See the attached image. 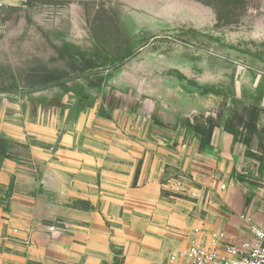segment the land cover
Returning a JSON list of instances; mask_svg holds the SVG:
<instances>
[{"label":"crops","instance_id":"obj_1","mask_svg":"<svg viewBox=\"0 0 264 264\" xmlns=\"http://www.w3.org/2000/svg\"><path fill=\"white\" fill-rule=\"evenodd\" d=\"M119 10L113 15L129 36ZM156 10H147L149 18ZM240 69V85L263 92L253 132L228 131L226 114L210 134L191 119L190 126L155 125L138 105L120 101L123 89L143 88L136 71L121 82L124 66L92 105L76 107L69 96L62 109L31 112L26 97L2 95L0 136L24 149L0 161V264H185L170 257L194 229L245 240L242 215L264 222V72ZM177 181L199 197L177 196Z\"/></svg>","mask_w":264,"mask_h":264},{"label":"rangeland","instance_id":"obj_2","mask_svg":"<svg viewBox=\"0 0 264 264\" xmlns=\"http://www.w3.org/2000/svg\"><path fill=\"white\" fill-rule=\"evenodd\" d=\"M127 2L9 0L0 7V86L9 85L12 77L18 84L0 94L24 92L26 72L38 63L50 70H69L70 55H97L96 67L107 75L130 52L123 63L128 74L121 82L130 83L136 71L134 82L143 88L130 95L123 89L127 97L119 96L122 104L138 105L155 125L190 126L191 119L205 133L226 114L233 131L240 133L232 111L239 113L258 93L240 85V68H251L252 75L264 72V0H130L131 7ZM134 5L139 9L132 12ZM153 5L157 10L149 18ZM170 6H177L176 14L168 13ZM114 9L125 18L129 36L121 31ZM176 73L186 81H179ZM187 81L214 86L222 95H202ZM177 110L183 118L178 115L174 123Z\"/></svg>","mask_w":264,"mask_h":264},{"label":"trees","instance_id":"obj_3","mask_svg":"<svg viewBox=\"0 0 264 264\" xmlns=\"http://www.w3.org/2000/svg\"><path fill=\"white\" fill-rule=\"evenodd\" d=\"M130 56V52L126 53L107 75H104V72H101L102 70L100 71L97 69L95 61L98 59L97 55L89 57H85L84 54L80 53L77 55H70L68 57L70 59L68 63L69 70H50L38 63L36 66L29 68L26 72V76L24 77V85L26 86L25 91L10 95L26 97L29 101L31 112L38 107L42 109H62L64 107L65 99L69 96L73 97L76 107H78L82 101H86L87 104L92 105L95 102L97 95L102 91L103 87H105L108 79H110L112 72L121 68L124 61L129 59ZM61 58H64V55L61 54ZM176 74L179 81H186L184 75L179 73ZM187 82L189 85L198 87L193 82ZM3 84H5V82ZM17 84L18 79L12 77L9 85L0 86V92H12L13 89H16ZM198 89L201 90L202 95H222V91L214 86L198 87ZM47 90L57 91L50 97H47L46 95L39 97L33 96L34 93H43ZM90 91H93L95 95H92ZM2 95L3 94H0V98ZM262 95L263 92L259 91L257 97L253 100V103L248 106H243L239 113L234 110L232 111V120L236 121L237 126L249 132H253L256 129V122L261 113L259 104ZM99 114H103L102 111ZM105 116L108 117V115ZM231 122L232 121L229 120L225 125V128L230 132H234ZM211 129L212 126L208 129L209 134ZM209 134L207 135V138H209ZM16 148L24 149V147L9 142L0 136V161L2 159L12 158L13 152ZM115 264H118V261H115Z\"/></svg>","mask_w":264,"mask_h":264},{"label":"built area","instance_id":"obj_4","mask_svg":"<svg viewBox=\"0 0 264 264\" xmlns=\"http://www.w3.org/2000/svg\"><path fill=\"white\" fill-rule=\"evenodd\" d=\"M172 189L177 196L192 199L198 198L200 193L181 181ZM241 219L247 232V238L241 243L230 241L223 231L194 229L188 246L170 260L179 258L185 264H264V222L258 224L243 215Z\"/></svg>","mask_w":264,"mask_h":264}]
</instances>
